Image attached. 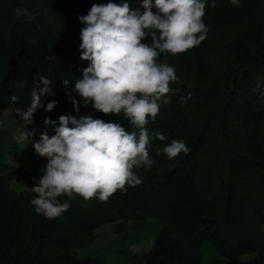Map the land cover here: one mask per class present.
I'll list each match as a JSON object with an SVG mask.
<instances>
[{"label": "trees", "instance_id": "16d2710c", "mask_svg": "<svg viewBox=\"0 0 264 264\" xmlns=\"http://www.w3.org/2000/svg\"><path fill=\"white\" fill-rule=\"evenodd\" d=\"M107 2L0 0V118L7 107H29L40 76L53 81L52 91L41 97L27 130L54 131L59 116L85 115L72 103L82 102L74 84L90 63L80 58L86 25L78 17ZM128 2L143 11L142 0ZM203 22L208 30L198 46L158 57L178 79L169 102H160L146 125L149 135L167 137L149 145L151 170L133 169L143 182L107 202L60 197L68 211L54 219L37 214L32 186L47 158L33 150L10 164L4 151L10 133L0 120V264H264V0H239L238 6L215 0ZM142 42L150 44V35ZM52 100L57 103L46 111ZM45 118L56 124L45 126ZM95 118L134 130L123 114L95 110ZM173 139L186 144L187 155H156ZM14 180L29 187L13 189ZM104 225L112 226L115 242L88 251ZM148 235L150 248L132 251Z\"/></svg>", "mask_w": 264, "mask_h": 264}, {"label": "clouds", "instance_id": "9594fccd", "mask_svg": "<svg viewBox=\"0 0 264 264\" xmlns=\"http://www.w3.org/2000/svg\"><path fill=\"white\" fill-rule=\"evenodd\" d=\"M231 3L238 6L239 0ZM207 6L215 7V0L211 5L206 0H142L141 12L128 0L119 4L109 0L93 3L86 15L78 17L86 25L80 31V58L90 63L82 69L74 90L84 106L91 103L93 109L106 115L123 114L134 130L91 115H61L53 135L41 132L39 140H34L36 130H27V126L33 123L41 97L51 94L53 83L44 76L38 82L34 80L29 107L18 110L22 130L16 139L27 143L32 140L35 153L47 158L43 175L32 186L36 195L30 202L37 214L54 219L70 208L69 202H61L60 197L107 202L118 190L127 191L128 186L143 182L133 169L151 170L154 159L149 145L167 139L159 131L149 135L146 125L159 114L160 102H169L168 94L173 92L170 85L178 79L175 68L159 63L158 57L161 53H185L205 39L208 29L203 17ZM22 14L30 17L26 9H18L17 15ZM149 35L151 43H143ZM62 83L67 87L69 81L64 79ZM9 101L15 105L19 97L10 95ZM56 103L48 102L45 110L51 111ZM72 103L79 111L80 102L72 98ZM44 124L56 121L45 118ZM188 152L183 141L173 139L162 149L157 148L156 155L172 160Z\"/></svg>", "mask_w": 264, "mask_h": 264}, {"label": "rangeland", "instance_id": "374dc122", "mask_svg": "<svg viewBox=\"0 0 264 264\" xmlns=\"http://www.w3.org/2000/svg\"><path fill=\"white\" fill-rule=\"evenodd\" d=\"M80 110L84 112L85 115H91L93 118H95V109L92 108L91 103H89L87 106L83 105V101L80 102ZM18 110H27V108H19ZM18 110L13 107H7L4 109L1 115V126L5 127L8 132L10 133V137L8 142L5 144V154H6V160L10 164H17L23 161L25 157L31 153L34 148L32 147V140H29L27 142H17L16 137L20 133V126L22 124V121L19 119ZM44 132H47L49 136L54 134V131L52 130H46ZM39 134H35L33 137L34 140H39ZM13 189L16 190H23L29 187L24 181L22 180H14L12 182ZM96 241L93 244V246L88 251H97L101 247L113 244L116 240V236L113 235L112 232V226L111 225H104L102 227H99L96 229ZM152 245V238L151 235L142 242L139 243L136 246L130 247L132 251L135 252H142L147 249H149Z\"/></svg>", "mask_w": 264, "mask_h": 264}]
</instances>
